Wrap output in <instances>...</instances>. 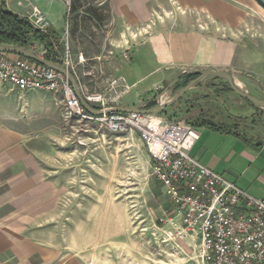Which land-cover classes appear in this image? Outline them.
<instances>
[{"label":"rangeland","instance_id":"1","mask_svg":"<svg viewBox=\"0 0 264 264\" xmlns=\"http://www.w3.org/2000/svg\"><path fill=\"white\" fill-rule=\"evenodd\" d=\"M122 29L106 0H72L52 52H70L78 87L108 93L118 60L143 37ZM234 76L264 98V83ZM209 80L219 87L202 89V105L185 94L156 116L195 126L229 117L242 98ZM150 159L136 131L67 118L60 95L0 83V264H206L199 239L155 211Z\"/></svg>","mask_w":264,"mask_h":264},{"label":"crops","instance_id":"2","mask_svg":"<svg viewBox=\"0 0 264 264\" xmlns=\"http://www.w3.org/2000/svg\"><path fill=\"white\" fill-rule=\"evenodd\" d=\"M3 1L6 9L23 17L33 7H39L50 27L61 36L66 24L63 0ZM106 3L121 29L126 27L143 35L127 48L128 58L118 60L116 77L132 86L124 94L121 106L147 105L159 97L169 100L177 91V85H170L184 69L227 70L241 75L243 80L264 83V7L257 0H106ZM189 72L183 73L177 82H184ZM212 78L219 77L201 79L187 91L188 105L190 101L202 105V89L219 87L218 80H209ZM228 90L224 95L230 98L231 93L237 94ZM238 104L229 110V117L220 114L196 125L199 139L190 155L248 194L264 198V109L244 98ZM234 116L246 119L245 126ZM207 122L215 123L220 130ZM153 180L157 182L153 188L155 211L168 216L172 203L159 180L154 176Z\"/></svg>","mask_w":264,"mask_h":264},{"label":"built area","instance_id":"3","mask_svg":"<svg viewBox=\"0 0 264 264\" xmlns=\"http://www.w3.org/2000/svg\"><path fill=\"white\" fill-rule=\"evenodd\" d=\"M63 1L69 16L72 0ZM25 18L50 36V22L39 7H33ZM53 47L56 48L55 42ZM28 48L75 74L69 51L59 58L39 39H32ZM124 57L128 58L126 52ZM0 83H10L22 91L42 89L60 95L67 118L97 121L112 133L138 132L151 155L152 173L172 203L171 214L161 221L197 237L206 264H264V198L248 194L190 155L199 139L194 124L165 121L156 114L111 110L121 106V98L132 87L121 77L111 80L110 93L77 86L83 98L101 111L92 114L84 108L65 74L21 55H0Z\"/></svg>","mask_w":264,"mask_h":264},{"label":"water","instance_id":"4","mask_svg":"<svg viewBox=\"0 0 264 264\" xmlns=\"http://www.w3.org/2000/svg\"><path fill=\"white\" fill-rule=\"evenodd\" d=\"M257 1L264 7V0H257ZM0 52L21 55V56H24V57L29 58V59H33V60H35V61H37L43 65H46L48 67L54 68V69L62 72L63 74H65L69 78V80L73 84L74 89L76 91V94L79 97L84 108L92 114H99L101 112L100 110L91 106L83 98V96L80 94V92L78 90L74 75L64 66H62L56 62H53L51 60H48L46 58H43L38 53L33 51L32 49H30L28 47H24V46L0 44ZM189 71L190 70H187L186 72H189ZM186 72H183V73H186ZM191 72L197 73L198 77L191 80L185 86L180 88L178 90V92L169 100L157 101V103L151 107H142L141 105L128 106V107L127 106H116V107H112L111 110L117 111V112H137V113H144V114L159 113V112L163 111L164 109H166L168 106H171L174 103H176L177 101H179L187 93L188 90H190L201 79L203 80L204 78H207V77L223 78L224 80L227 81L230 88L234 92H236L239 96L248 100L253 105H255L257 108L264 109V98H260L256 95L250 93L248 90L242 88L237 83L236 79L234 78L235 76L230 71L214 70V69L205 68V69H200V70H191ZM182 74H180V76H178L175 79V81L170 85V87L179 80V78L182 76Z\"/></svg>","mask_w":264,"mask_h":264},{"label":"trees","instance_id":"5","mask_svg":"<svg viewBox=\"0 0 264 264\" xmlns=\"http://www.w3.org/2000/svg\"><path fill=\"white\" fill-rule=\"evenodd\" d=\"M32 38L39 39L41 42L46 43V45L49 46L50 50L53 51V44L54 42L59 40V35L51 30L50 36L44 34L40 29L35 27L27 18L4 8V3L0 2V44L29 47ZM2 54L4 53L0 52V55ZM196 77H198V74L195 72H189L188 74H186L183 86H185L188 82L195 79ZM227 88L231 89L230 86H228ZM156 103L157 100L155 99L147 103L146 106L151 107ZM249 103L252 104L251 102ZM207 123L213 128L220 130V128L215 123Z\"/></svg>","mask_w":264,"mask_h":264}]
</instances>
